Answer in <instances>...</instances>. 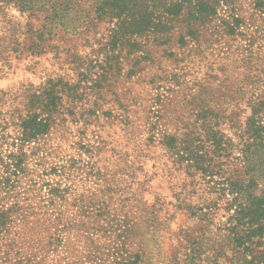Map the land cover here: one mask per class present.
Wrapping results in <instances>:
<instances>
[{
    "label": "rangeland",
    "instance_id": "obj_1",
    "mask_svg": "<svg viewBox=\"0 0 264 264\" xmlns=\"http://www.w3.org/2000/svg\"><path fill=\"white\" fill-rule=\"evenodd\" d=\"M101 2L121 8V1L82 0L81 10L51 29L44 1L0 0V95L20 103L51 78L77 85L81 101L70 114L62 109L65 121L47 143L60 151L59 165L72 169L62 185L69 188L66 209L93 198L95 214L107 201L109 217L95 219L89 234L82 228L68 236L62 249L90 253L93 243L99 247L93 257L102 259L121 247L137 264H237L240 241L250 242L264 264V76L252 80L260 74L246 64L245 39L208 30L202 47L188 48L176 32L124 48L121 37L110 38L117 20H99ZM240 14L245 26L239 31L264 49V16L248 1ZM30 32L43 33L46 54L28 52ZM85 56L88 61L76 59ZM83 69L90 72L85 79ZM240 90L251 102L232 115ZM203 113L217 119L209 123L221 146L209 162L213 175L184 160L186 149L209 145ZM227 139L242 143L239 150L232 153ZM236 179L247 203L240 215L228 190ZM30 228L26 235L38 238Z\"/></svg>",
    "mask_w": 264,
    "mask_h": 264
},
{
    "label": "trees",
    "instance_id": "obj_2",
    "mask_svg": "<svg viewBox=\"0 0 264 264\" xmlns=\"http://www.w3.org/2000/svg\"><path fill=\"white\" fill-rule=\"evenodd\" d=\"M42 1L50 5L46 19L49 18L47 26L51 29L66 22L71 14L83 8L80 6L82 0ZM113 1H121V8L115 7L116 5L107 7L106 2H101L96 10L99 20L106 17L117 20L110 38L121 37V47L135 46L131 44L138 42L148 44L150 39L155 41L161 35H172L176 32H179L178 41L181 47H202L206 32L213 30L212 35L223 33L245 39L250 50V60L246 64L253 65L255 72L260 74L252 80H259L264 76V58L261 57L264 49L261 46L255 48V36L239 31L245 26L244 18L240 14L243 3L250 2L255 13L264 16V0ZM120 16L121 30L120 27L116 30ZM51 35L50 31L48 36ZM43 39V33L34 35L30 32L27 40L31 41L32 45L27 49L28 52L33 50L36 55L46 54L47 41ZM76 59L89 60L87 56ZM256 63H263L262 69L256 68ZM89 74L88 69H83L80 75L85 79ZM247 82L241 81L238 84L248 85ZM253 89L254 87L251 88ZM242 90L232 99V115L251 102V97L242 94ZM249 92L248 90L247 94ZM77 95V85L65 84L61 77L49 79L41 87V91L25 96L20 103H16L10 93L2 92L0 95V264H51L59 260L64 264H137L129 257L121 255V247L109 251L103 259L93 257L94 250H99L93 243L89 246V249L93 250H89L90 253L88 250L70 252L68 249H62V243L67 242L68 236L82 228L89 234L88 227L96 225L95 219L104 222L109 217L105 208L107 201H104L105 207L100 208L98 213H92L93 198H90L87 204L81 202L80 205L65 208L69 188H63L62 185L66 183L64 180L68 181L72 169L65 164L59 165L60 151L47 143L52 131L59 123L65 121L61 119L62 109L68 107V114L75 111L77 103L81 101ZM209 115L203 113L202 117L203 137L205 143L209 144L208 147L205 150L186 149L184 160L187 161L186 167L198 165L197 169L213 175L209 162L218 152V147L221 150V146H215L217 135L209 123L212 118H216ZM233 120L231 118V121ZM227 142L232 153L242 145L233 143L230 139H227ZM246 146H243L242 152ZM93 168L94 166L91 167ZM57 177H61L59 182ZM229 185L231 187L229 186L228 190L235 194L236 213L240 215L247 204L244 198L246 195L241 189L242 182L236 179ZM117 206L121 208L120 204ZM28 226L31 227L30 231L39 234L38 238H29L26 235L24 230ZM18 228L21 231H18ZM105 239H109L107 235ZM117 239H121V235H118ZM238 243L234 250L237 264H263L262 257L254 254L256 251L250 242Z\"/></svg>",
    "mask_w": 264,
    "mask_h": 264
}]
</instances>
